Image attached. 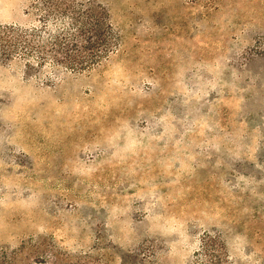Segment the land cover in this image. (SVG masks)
Masks as SVG:
<instances>
[{
	"label": "rangeland",
	"instance_id": "rangeland-1",
	"mask_svg": "<svg viewBox=\"0 0 264 264\" xmlns=\"http://www.w3.org/2000/svg\"><path fill=\"white\" fill-rule=\"evenodd\" d=\"M77 2L108 57L0 54V264H264V0Z\"/></svg>",
	"mask_w": 264,
	"mask_h": 264
},
{
	"label": "trees",
	"instance_id": "trees-1",
	"mask_svg": "<svg viewBox=\"0 0 264 264\" xmlns=\"http://www.w3.org/2000/svg\"><path fill=\"white\" fill-rule=\"evenodd\" d=\"M39 24H0V54L17 53L57 67L83 70L99 63L115 48L112 22L77 0H41ZM45 263V262H44Z\"/></svg>",
	"mask_w": 264,
	"mask_h": 264
}]
</instances>
